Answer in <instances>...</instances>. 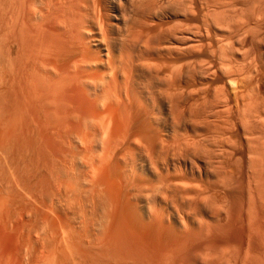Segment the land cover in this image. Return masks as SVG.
<instances>
[{"label":"bare ground","instance_id":"6f19581e","mask_svg":"<svg viewBox=\"0 0 264 264\" xmlns=\"http://www.w3.org/2000/svg\"><path fill=\"white\" fill-rule=\"evenodd\" d=\"M232 157L247 158V223L227 204ZM170 176L206 181L172 184L185 213L143 192ZM32 186L42 264L75 260L76 236L116 251L150 226L203 240L242 227L193 263L264 264V0H0V264L30 262Z\"/></svg>","mask_w":264,"mask_h":264},{"label":"rangeland","instance_id":"374dc122","mask_svg":"<svg viewBox=\"0 0 264 264\" xmlns=\"http://www.w3.org/2000/svg\"><path fill=\"white\" fill-rule=\"evenodd\" d=\"M150 62V61H149ZM152 64H155L156 65V63H154L153 61L151 62ZM150 63V64H151ZM155 65H153V66H155ZM187 134H189V136H187V137H189V138H191V136L193 135V134H191L189 131L188 132H186ZM186 135V134H185ZM191 135V136H190ZM186 137V136H185ZM257 144H259V142L257 143ZM245 148V149H244ZM243 148V151L244 150H246L244 153V155L247 157V156H249V151H248V148H247V146H245ZM178 150V149H177ZM182 149H180L179 151H181ZM178 151V152H179ZM182 152L183 153H181L182 154V156H184V150H182ZM246 153H247V155H246ZM180 154V155H181ZM243 155V156H244ZM240 161H241V154L240 155H238V156H236ZM236 157H234V158H236ZM240 157V158H239ZM230 158V157H229ZM233 157H232V159L231 160H233V161H235V162H233L232 164L233 165H231L230 163H231V161H228V165L227 166H229L228 168H227V170L229 169V174H231V176H234L233 178H235L236 177V180L234 179V181H235V184H237L238 185V183H237V179L239 180V174L241 175L242 173H243V177L241 176V178H242V180H243V182H242V187H243V184H245V185H247V187H245V185H244V190L246 191V193H245V191H243V193H242V189L241 190H239V191H241V195L240 194H236V192H238L239 193V191H237L239 188H240V186H241V184H239V188H237V190H236V188H235V184H233L234 182H231L232 184H233V186H230L231 187V190L233 189V187H234V189L233 190H236V192H234L233 190V192H234V194H233V192L232 193H230V187L228 188L229 190H227V192L226 191H223L222 192V194L224 193V192H226L227 194L226 195H231V196H226L227 198V200L229 201L230 199L232 200H230L231 202H227V204L229 205V203H230V206H228V207H230V210H231V215L233 216V217H235V218H237V219H239V220H235V221H246V223H247V213L249 212V195L247 194L248 192H249V187H248V183H247V175H248V166H247V162H246V160H247V158H242V163H240V164H244L245 165V167H244V169H243V166H240V164H239V162H238V165L240 166V168L242 167V170L244 171H242V173H239V172H241L240 170L241 169H239V166H236V160L234 159ZM236 158V159H237ZM263 158V157H262ZM228 160H230V159H228ZM244 160V161H243ZM244 162V163H243ZM236 163V164H235ZM231 165V166H230ZM234 166V167H233ZM239 169V170H238ZM226 170V171H227ZM232 172V173H231ZM237 175V176H236ZM244 175H245V177H244ZM171 178H173L172 176H170V179ZM240 178V179H241ZM245 178V179H244ZM3 179V178H2ZM231 179H232V177H231ZM177 180V181H176ZM176 180H174V178L172 179V180H170L168 183H169V190L167 189V191H164V190H166L165 188H168V186H166L165 187V185L166 184H168V183H165V184H161L160 185V183H156V182H154V181H148V180H146L144 183H143V186H142V188L144 189V194L145 195H148V197H152V198H155V197H158V198H156V199H160L159 197H161V199L162 198H167L166 200H167V203L169 204V205H171V207H174L173 209L174 210H176V208H179V210L177 209V211H179V213H185V211H186V209L189 207L188 205H187V203H184L183 201H182V199L184 200V198H186L187 196H185V197H183L185 194H182L183 196V198L181 197V194H179V193H177V192H174L172 189H173V186H172V184H177L178 185V183H182L181 185L182 186H185V187H188V186H191L192 184H193V188H195V189H200V188H204L205 186L207 187V184L205 185L204 184V182H206V181H202L201 182V184H204V186L202 187V185L201 184H199L198 182H195V184L198 186H194V182H188V181H186V180H181V181H184V182H181L180 180H178V179H176ZM246 182H245V181ZM171 181H173V182H171ZM240 181V180H239ZM238 181V182H239ZM153 182V183H152ZM241 182H239V183H241ZM191 183V184H190ZM148 184V185H147ZM155 184V185H154ZM179 184V186L181 187V185ZM231 184V185H232ZM164 185V186H163ZM201 185V186H200ZM147 186V187H146ZM150 186L152 187V188H150ZM159 187L160 189H158L157 187ZM35 189H34V188ZM162 187V188H161ZM185 187H183V188H185ZM32 188H33V190H32ZM155 188H157V189H155ZM164 188V189H163ZM148 191H147V190ZM40 189L39 188H36V186H32V187H30V193H27L25 196H29L30 197V195H31V193H33V196H31L30 198H31V202L29 201L30 200V198L29 197H27V204L30 206V208H27L26 206H24V205H22V206H24L23 208H27V210H29V212L30 211H32V213L30 212H28V219L26 218V220H27V224H30V226L29 225H26L28 228H26V226H24L25 227V232L27 233H25L24 232V234L26 235V236H29L30 234V236L29 237H31V239L28 237V239H29V241L30 240H32V242L30 241L29 243V245H32V246H29V247H31V248H29L28 249V251L30 252V254L28 255V256H30V259H29V257H28V260L30 261L29 263H28V260L26 261V263H28V264H42V263H40V262H42V257L44 256V254H46V249H47V252L51 249V247H50V245H48V241H47V239H46V226H45V223H44V217H43V211L45 210V208H43V205H42V203H44V199H45V197H44V193H42L43 191H39ZM150 190V191H149ZM155 190V191H154ZM156 190H159V192H162V193H160V195H159V192H157ZM200 190H202V189H200ZM33 191V192H32ZM173 193H172V192ZM222 190H218L217 191V193H219V192H221ZM229 191V192H228ZM37 192V193H36ZM152 192H154V193H152ZM152 194V196H151V194ZM158 195H157V194ZM164 193H166V195L164 194ZM156 194V195H155ZM175 194V195H174ZM225 194V193H224ZM233 194V195H232ZM244 194H246V196L244 195ZM37 195V196H36ZM39 195H40V197H39ZM165 195V196H164ZM173 195V197H171ZM236 195H238V196H236ZM34 196H35V199H34ZM164 196V197H163ZM176 196V197H175ZM248 196V197H247ZM40 199H38V198ZM41 197H43V199L41 198ZM234 197H236V198H234ZM238 197V198H237ZM229 198V199H228ZM38 199V200H37ZM181 199V200H180ZM234 199V200H233ZM33 200V201H32ZM165 200V199H164ZM172 202H171V201ZM240 200H242V201H240ZM244 200H246V202L244 201ZM23 201V200H22ZM40 201H42V202H40ZM179 201V202H178ZM234 201H236L235 203H234ZM25 202V201H24ZM36 204H35V203ZM37 202H38V205L39 204H41L42 205V207H41V205H40V207L38 206L37 207V209H36V206H37ZM40 202V203H39ZM184 204H183V203ZM171 203V204H170ZM172 203H173V205H172ZM246 203V204H245ZM20 204L21 203H18L17 202V204H16V207L18 206V208H16V210H17V213L19 214V208L21 207L20 206ZM33 204V205H32ZM186 204V205H185ZM235 205V206H234ZM247 205V206H246ZM28 206V207H29ZM185 209H184V208ZM246 207V208H245ZM22 208V207H21ZM36 209V210H34V209ZM41 208V209H40ZM232 208V209H231ZM33 209V210H32ZM235 209V210H234ZM245 209V210H244ZM188 210V209H187ZM189 210H190V208H189ZM188 210V211H189ZM237 210V211H236ZM247 210H248V212H247ZM37 211V212H36ZM39 211L41 212V213H39ZM242 211V212H241ZM36 212V213H35ZM234 212V213H233ZM241 212V213H240ZM243 212H246V213H243ZM38 213H39V215H38ZM34 214V215H33ZM40 214H41V217H40ZM240 214H241V216H240ZM245 214V215H244ZM37 215V216H36ZM230 215V216H231ZM32 218H31V217ZM240 217H242L241 219H240ZM244 217H245V220H244ZM259 218H260V220H259ZM259 218H257V222L259 223V221H260V223H261V221H263V218H262V220H261V217L259 216ZM31 219V220H30ZM35 219H37V221L35 220ZM40 219V220H39ZM231 219H232V217H231ZM30 220V221H29ZM32 221H33V223H32ZM35 221H36V223H35ZM39 221V222H38ZM31 222V223H30ZM256 222V223H257ZM257 223V224H258ZM44 224V225H43ZM32 225V226H31ZM35 225H36V228L34 229V227H35ZM260 225V224H259ZM34 226V227H33ZM41 226H42V228H41ZM45 226V227H44ZM23 227V228H24ZM32 227V228H31ZM44 227V228H43ZM22 228V229H23ZM30 228V229H29ZM147 228V227H146ZM154 228V229H153ZM240 228H242V227H234V229H228V230H226V233H228V234H230L229 232H231V237H230V235H228V234H226L225 232H223V231H218V230H215V231H217V232H213V236L211 237V240H210V238L208 239V237L205 235V237H207V238H205V240H203L204 239V235H202L203 233L205 234V232H203L204 230H200V231H196V232H194V231H187V232H184V234H176V233H168V232H165L164 230H162V229H157V227H154V226H150V227H148V231L145 229V228H143V230H141L142 232H140V230L139 231H137L138 233H135V234H133L134 235V237H133V235L131 236V238L133 237V239H131V238H129V240H130V242L128 241V243H126V244H128L127 245V247H126V244H124V245H122V247L120 248V249H117L116 251H114V250H111V249H109L108 250V248H107V250L104 248H101V249H103V251H99L100 250V248L99 249H96V248H98V247H96V246H89L90 244H88V243H86L87 241H83L82 240V242H83V244H82V242H80L78 239L79 238H77V236L76 235H74V237L76 236V239L74 238V237H72V238H74L73 240H77V241H73L77 246V249H76V252H77V250L79 249V253L77 252L76 254H74L76 257L78 256L77 254H79L80 256H78L77 257V259H76V257H75V260L74 259H69L70 261L72 260L73 261V263L75 264V263H77V264H108L109 262H111V263H109V264H114L115 262H117L118 261V263H123V264H127V261H126V257H127V260H128V264H194L195 262H196V259H194L195 258V256H197V257H199L200 255H205V253H206V251H205V249H207V247L210 245V244H213V246L215 247H218V248H216L217 249V251L219 250V248H220V246H221V243H222V239L223 238H225V236H226V238H228V237H230V239L232 240H239V239H244L243 237V229H240ZM29 229V230H28ZM33 229V230H32ZM38 229V230H37ZM44 229V230H43ZM153 229V230H152ZM24 230V229H23ZM27 230H28V232H27ZM35 230V231H34ZM230 230V231H229ZM233 230V231H232ZM239 230V231H238ZM34 231V232H33ZM143 231H145V232H143ZM158 231H159V233H158ZM163 231H164V233H163ZM202 231V232H201ZM32 232V233H31ZM44 232V233H43ZM221 232H223L222 233V235H217V234H221ZM233 232V233H232ZM38 233V234H37ZM42 233V234H41ZM161 233H163V235L161 234ZM201 233V234H200ZM34 234V235H33ZM35 234H37V236L35 235ZM41 234V235H40ZM136 234H139V235H136ZM172 234V235H171ZM200 234V235H199ZM224 234V235H223ZM226 234V235H225ZM42 235H45V236H42ZM145 235V236H144ZM180 235V236H179ZM39 236V237H38ZM157 236V237H156ZM200 238H199V237ZM203 236V237H202ZM222 236V237H221ZM224 236V237H223ZM35 237V238H34ZM38 237V238H37ZM43 237H45V238H43ZM135 237H137V239L135 238ZM140 237V238H139ZM172 237V238H171ZM175 237V238H174ZM189 237V238H188ZM192 237H195V238H192ZM42 238H43V240H42ZM139 238V239H138ZM199 238V239H198ZM225 238V239H226ZM40 239V240H39ZM208 241H207V240ZM219 239H221V240H219ZM46 240V241H45ZM189 240V241H188ZM210 240V241H209ZM215 240H217V241H215ZM241 240V241H242ZM37 241V242H36ZM41 241V242H40ZM135 241H137V242H135ZM192 241V242H191ZM200 241H201V243H200ZM204 241V242H203ZM221 241V242H220ZM240 241V240H239ZM240 241V242H241ZM45 242V243H44ZM78 242H80L79 244L81 245V246H79V244H77ZM135 242V243H134ZM139 242V243H138ZM142 242V243H141ZM216 242V243H215ZM224 242V241H223ZM132 244L131 246H130V244ZM144 243V244H143ZM210 243V244H209ZM40 244V245H39ZM44 244V245H43ZM47 244V245H46ZM86 246H85V245ZM136 245V249H135V245ZM38 245V246H37ZM88 245V246H87ZM37 246V247H36ZM83 246V247H82ZM123 246H124V248H123ZM193 246H195V247H193ZM207 246V247H206ZM33 247H34V250H32L33 249ZM44 247V248H43ZM81 247V248H80ZM89 247V248H88ZM130 247H132V248H130ZM50 248V249H49ZM85 248V249H84ZM87 248V249H86ZM92 248V252L90 251V249ZM96 249V250H94V249ZM123 248V249H122ZM168 248V249H167ZM41 249H43L42 251H41ZM81 249V250H80ZM121 249H122V252H121ZM129 249V250H128ZM138 249V250H137ZM85 250V251H84ZM89 250V251H88ZM98 250V251H97ZM107 252H106V251ZM112 252H111V251ZM120 250V251H119ZM131 250V251H130ZM168 250V251H167ZM32 251V252H31ZM96 253H95V252ZM141 251V252H140ZM202 251V254L200 253ZM33 252H35V253H33ZM42 252H44V253H41ZM82 252H84V253H82ZM91 252V253H90ZM101 252V256H102V258L101 257H99L100 255H98V253H100ZM119 252V253H118ZM128 252V253H127ZM93 253V254H92ZM104 253V254H103ZM142 253V254H141ZM82 254H83V256H82ZM85 254H88V255H85ZM115 254V255H114ZM122 256H121V255ZM32 255H34L33 257H32ZM40 255V257L38 258V256ZM43 255V256H42ZM89 255H91V256H89ZM94 255V256H93ZM104 255V256H103ZM106 255H108V256H110V259L108 258V256H106ZM119 255V256H118ZM128 255V256H127ZM87 256V257H86ZM112 256V257H111ZM178 256V257H177ZM79 257H81V259L79 258ZM83 257V258H82ZM86 257V258H85ZM95 257H97V259L95 258ZM114 257H115V259H114ZM119 257V258H118ZM170 257V258H169ZM174 257V258H173ZM196 257V258H197ZM89 258V259H88ZM98 258H99V260H98ZM105 258H107V259H105ZM123 258H125V259H123ZM144 258V259H143ZM165 258V259H164ZM37 259H41L40 261L39 260H36ZM86 259H88V260H86ZM91 259V260H90ZM94 259V260H93ZM101 259V260H100ZM103 259V260H102ZM119 259V260H118ZM123 259V260H122ZM175 261H174V260ZM32 260V261H31ZM69 260H67L65 263H67V264H69L68 262H70ZM80 260H81V262H80ZM83 260V261H82ZM105 260V261H104ZM107 260V261H106ZM110 260V261H109ZM166 260V261H165ZM35 261V262H34ZM71 261V262H72ZM94 261V262H93ZM104 261V262H103ZM115 261V262H114ZM123 261V262H122ZM135 261V262H134ZM184 261V262H183ZM37 262V263H36ZM100 262V263H99ZM108 262V263H107ZM124 262H126V263H124ZM176 262V263H175ZM180 262V263H179ZM194 262V263H193ZM72 263V264H73ZM118 263H115V264H118ZM71 264V263H70Z\"/></svg>","mask_w":264,"mask_h":264}]
</instances>
